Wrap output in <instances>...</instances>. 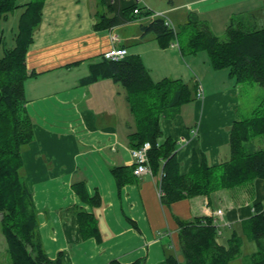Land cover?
<instances>
[{
  "label": "crops",
  "instance_id": "obj_1",
  "mask_svg": "<svg viewBox=\"0 0 264 264\" xmlns=\"http://www.w3.org/2000/svg\"><path fill=\"white\" fill-rule=\"evenodd\" d=\"M142 2L137 3L141 11L134 14L124 10V0L109 4L107 0H44L41 20L25 53L27 73L34 75L24 82L32 139L21 153L22 175L33 196L42 247L50 259L63 253L64 264L113 260L165 264L167 256L183 263L177 220L207 217L216 221L218 243L225 246L254 214L256 205L264 204L261 179L170 206H162L158 197L159 175H131L130 183L117 188L111 170L133 168L128 142L133 118L124 90L111 79L80 84L89 74V65L99 62L112 47L125 48L128 56H139L154 82L192 80L178 65L174 52L178 42L162 49L154 33L145 30L161 17ZM183 7L189 12L187 21L195 15L216 35L224 33L231 19L242 18L253 27L264 25V0H184L181 5L170 0L162 12L174 16ZM102 16L115 23L96 27ZM225 71V90L203 93L202 100L195 98L159 121L160 141L176 142L181 174L192 165L216 166L229 160V131L242 118L236 112L238 84ZM193 85L197 86L196 80ZM213 126L221 131H208ZM78 182H84L89 197L99 194V207L82 203L71 187ZM75 206L94 215L98 237L82 239L72 212ZM249 244L244 240L242 248Z\"/></svg>",
  "mask_w": 264,
  "mask_h": 264
},
{
  "label": "trees",
  "instance_id": "obj_2",
  "mask_svg": "<svg viewBox=\"0 0 264 264\" xmlns=\"http://www.w3.org/2000/svg\"><path fill=\"white\" fill-rule=\"evenodd\" d=\"M124 10L138 8L135 0H124ZM44 0H30L17 5L16 0H0V17L21 8L14 47L0 58V231L6 241L10 264H64L63 253L50 259L38 233V218L32 193L22 175L21 153L32 139V121L25 111L24 82L28 74L25 53L32 42V32L41 20ZM148 14V13H146ZM113 25L115 19L104 16L96 24ZM105 27V26H103ZM185 28H193L186 47L190 54L205 52L215 71L227 70L235 83H255L264 88V25L246 26L242 18L231 19L225 28L224 39L212 33L209 26L191 15ZM145 30L154 33L160 47L165 49L175 37L173 31L156 19ZM182 55V49L180 48ZM98 79H111L125 92V101L133 118L128 135L132 149L150 143L148 165L152 175H159L158 190L162 206L196 196L210 197L222 189H232L256 179L264 180V145L254 147L252 139H264V98L251 116L234 122L229 131V160L216 166L192 165L181 174L176 160V142L167 138L161 142L159 121L171 111L195 99L196 87L179 79L154 82L137 55L114 62L101 59L89 65V74L80 84ZM131 170L114 168L112 177L118 189L131 182ZM78 198L91 207L100 206V196L89 197L84 182L72 184ZM256 205L254 214L234 231L226 245H220L219 229L212 219L198 217L190 221L177 220L183 263L167 256L165 264H233L241 256L243 241L254 245L244 264H264V211ZM82 239L98 237L95 217L83 207L72 208ZM108 264H120L113 260ZM130 264H144L136 260Z\"/></svg>",
  "mask_w": 264,
  "mask_h": 264
},
{
  "label": "rangeland",
  "instance_id": "obj_3",
  "mask_svg": "<svg viewBox=\"0 0 264 264\" xmlns=\"http://www.w3.org/2000/svg\"><path fill=\"white\" fill-rule=\"evenodd\" d=\"M26 1H30V0H26ZM109 1L110 0H107L108 4ZM143 1L144 2L141 3L143 6L146 5L153 13L163 14L164 17L170 21L171 26L174 28L177 34V39L174 37L171 43L175 45L176 42H178L179 47L177 46L175 47L178 49L180 48L182 49V55L178 49L174 51L177 57L179 58L178 65L179 67L181 66L184 72H186L187 78L190 77V80L192 78L190 82H186V83L192 87L193 81L196 80L197 89L200 88V86L202 87L203 84L202 88L204 89L203 93L205 95L207 92H217L221 89L225 90L228 84L226 79H224V75L222 74H226V71L225 70L215 71L214 69H212L211 65L209 64V58L205 52L190 54L186 47L189 34L193 31V28L190 29L185 28V24L187 22L186 16L189 14V12H186V8L183 7L182 9H178V11L173 13L174 14L173 16L170 14H166V12H162L163 9L170 4V0H143ZM173 1L175 4L179 5L180 3L181 5L183 4L184 0H173ZM22 2L23 0H16V4L18 5H20ZM106 7L107 5L105 6V9ZM105 9L103 8L102 10H100L102 14L105 13ZM21 12L22 9L18 8L12 11L11 13L7 14L6 17H0V58H2L5 55V52L7 50L12 49L15 45L14 37L18 31L17 30L18 18ZM245 25L251 28L253 27L254 24L248 25L245 23ZM257 26L259 27L260 25L257 23ZM213 34L216 35L215 33ZM216 36L220 39H224V33L217 34ZM231 84L233 85L232 82ZM235 86L237 90H239V95H238L239 102H238V107L236 108V112L240 115V118L244 119L251 116L253 110L264 98V88L252 82L242 83L238 85L235 84ZM204 94L200 99L196 98L195 96L196 100H202ZM208 131H213L214 133H217L221 131V129L218 126H213V127H209ZM250 142L253 143L254 147L255 146L258 147L259 145L261 146L264 145V139H260V138L252 139ZM253 250H254V245L252 243L243 247L241 249L242 252L241 256L238 257L233 262V264H244L246 262V257ZM0 264H10L6 254V241L1 231H0Z\"/></svg>",
  "mask_w": 264,
  "mask_h": 264
},
{
  "label": "built area",
  "instance_id": "obj_4",
  "mask_svg": "<svg viewBox=\"0 0 264 264\" xmlns=\"http://www.w3.org/2000/svg\"><path fill=\"white\" fill-rule=\"evenodd\" d=\"M139 2L140 0H136ZM134 14H138L139 10L134 9ZM155 16H161L164 19V25L168 27L169 29L173 30V27L171 26V23L169 20H167L162 14H157ZM127 55V52L124 48H110L109 50L105 51L102 55V57L109 61L117 62L121 59H123ZM201 88H198L197 90V98L200 99L203 96V92L201 91ZM151 149V145L148 142H145L141 147L137 149L130 150V154L133 160V175L136 177H140L145 174H151V169L148 165V151ZM162 196V193L158 190V197L160 198ZM264 211V205L263 209ZM217 215H221V211H217ZM213 224H216L213 222Z\"/></svg>",
  "mask_w": 264,
  "mask_h": 264
}]
</instances>
